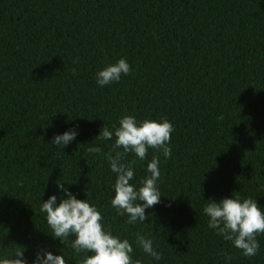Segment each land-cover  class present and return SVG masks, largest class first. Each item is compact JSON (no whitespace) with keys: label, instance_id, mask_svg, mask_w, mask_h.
<instances>
[{"label":"trees","instance_id":"1","mask_svg":"<svg viewBox=\"0 0 264 264\" xmlns=\"http://www.w3.org/2000/svg\"><path fill=\"white\" fill-rule=\"evenodd\" d=\"M120 58L131 72L98 85L97 72ZM125 115L174 126L169 158L149 149L144 160L129 152L122 161L138 188L160 158L162 195L144 224L112 207L116 137L96 138ZM73 129L70 144H52ZM59 180L132 243L133 261L264 264V233L246 257L203 212L210 198L233 194L264 210V0H0V259L19 245L29 264L42 249L66 264L91 255L72 248L74 235L54 238L40 210L50 195L66 197ZM138 232L161 260L136 244Z\"/></svg>","mask_w":264,"mask_h":264},{"label":"clouds","instance_id":"2","mask_svg":"<svg viewBox=\"0 0 264 264\" xmlns=\"http://www.w3.org/2000/svg\"><path fill=\"white\" fill-rule=\"evenodd\" d=\"M130 72V64L125 58H120L116 63L109 64L97 72V84L103 87L118 82L122 74L127 75ZM218 119L222 120L223 115ZM173 131V124L166 118L161 121L144 119L138 123L135 116L125 115L120 119L119 127L110 130L104 126L96 137L101 140H111L113 135L116 137L112 152L107 156L112 172L117 174L111 205L117 209L118 214H127L129 224L143 223L149 219L145 210L160 202L162 195L158 187L161 178L160 158L158 155L152 157L147 164V172L150 175L140 182L138 188L130 183L134 179L133 167L122 161L129 152H134L139 159L144 160L149 149L162 152L166 159L169 158ZM76 135L77 131L74 129L54 135L52 144L63 148L70 144ZM121 148L123 151H117ZM87 151L99 153L103 149L91 146ZM65 184L57 181L58 191L66 193V197H62L59 203L57 195L53 194L41 204L40 210L46 213L47 223L53 230L52 236L59 238L64 244L69 236L74 235L72 248L77 253H91L82 264H143L141 260L133 261V245L127 238L121 239L113 235L110 229L104 228L103 216L97 207L87 199H77ZM203 212L209 218V228L215 230L217 235L231 241L246 257L257 254L260 248L257 235L264 233V210L257 204L256 199L242 198L235 194L220 201L210 198ZM135 242L153 261L162 259V253L153 247L151 238L138 232ZM19 246L14 254L0 259V264H29L24 258L25 246ZM231 259V255L225 254L226 262ZM31 264H66V260L63 253L56 255L42 249L36 253Z\"/></svg>","mask_w":264,"mask_h":264}]
</instances>
